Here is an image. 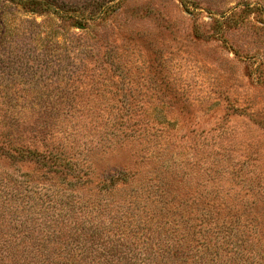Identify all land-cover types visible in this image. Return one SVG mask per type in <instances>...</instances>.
<instances>
[{"label": "rangeland", "instance_id": "374dc122", "mask_svg": "<svg viewBox=\"0 0 264 264\" xmlns=\"http://www.w3.org/2000/svg\"><path fill=\"white\" fill-rule=\"evenodd\" d=\"M0 264H264V0H0Z\"/></svg>", "mask_w": 264, "mask_h": 264}, {"label": "trees", "instance_id": "16d2710c", "mask_svg": "<svg viewBox=\"0 0 264 264\" xmlns=\"http://www.w3.org/2000/svg\"><path fill=\"white\" fill-rule=\"evenodd\" d=\"M3 148V147H2ZM22 153V152H21Z\"/></svg>", "mask_w": 264, "mask_h": 264}]
</instances>
